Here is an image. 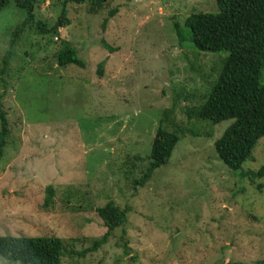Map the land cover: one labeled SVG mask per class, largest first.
Listing matches in <instances>:
<instances>
[{
    "label": "rangeland",
    "instance_id": "1",
    "mask_svg": "<svg viewBox=\"0 0 264 264\" xmlns=\"http://www.w3.org/2000/svg\"><path fill=\"white\" fill-rule=\"evenodd\" d=\"M63 1L37 0L34 22L51 27ZM65 8L67 24L52 34L25 22L13 1L0 11V112L9 131L0 161V236L57 237L65 248L60 264L264 260V178L240 176L216 156L213 144L232 120L211 125L186 113L203 103L227 56L195 49L185 26L192 14L217 13L215 0ZM63 42L83 68L57 66ZM160 121L181 130L180 140L135 190ZM133 157L141 161L131 171ZM263 163L264 137L241 170ZM48 185L55 196L45 205ZM108 202L128 212L98 244L107 229L95 208ZM0 264L22 263L0 256Z\"/></svg>",
    "mask_w": 264,
    "mask_h": 264
},
{
    "label": "trees",
    "instance_id": "2",
    "mask_svg": "<svg viewBox=\"0 0 264 264\" xmlns=\"http://www.w3.org/2000/svg\"><path fill=\"white\" fill-rule=\"evenodd\" d=\"M10 1L26 11L25 22L33 23L41 34L56 33L59 26L67 24L66 4L82 5L89 3L92 10H101L110 0H64L57 22L46 27L41 22H34V10L37 0H0V11ZM218 12L196 13L185 20V26L191 33V41L201 52H227L223 67L215 84L200 106L187 109V116L199 121H208L215 125L224 120L233 122L225 129L213 146L218 159L232 171H239L240 176L264 178V163L255 172H242L241 167L251 157L256 142L264 137V84L261 83V71L264 68V0H215ZM116 10L108 13L114 16ZM107 22V19L104 23ZM26 23V24H27ZM103 23V24H104ZM24 25V24H22ZM21 25V26H22ZM17 29V35L20 32ZM56 52L59 68L75 65L83 68L84 63L77 56L76 50L63 42ZM11 51H7L3 62H7ZM102 63L98 64L97 74L102 73ZM181 130L168 129L160 121L151 143L146 165L140 171L139 178L133 181L134 189L143 186L153 172L165 165L180 140ZM9 131L4 113L0 112V161L7 146ZM130 164L134 170L136 161ZM55 196L52 185L45 189L44 204L50 205ZM103 221L106 234L98 244L105 242L107 235L125 223L128 209H120L113 202L95 208ZM64 244L57 237H14L0 236V256L9 261L22 264H60L64 254ZM264 264V260L258 262Z\"/></svg>",
    "mask_w": 264,
    "mask_h": 264
}]
</instances>
